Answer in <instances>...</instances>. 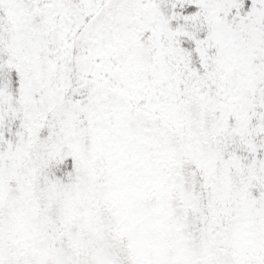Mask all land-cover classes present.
I'll list each match as a JSON object with an SVG mask.
<instances>
[{"label":"snow or ice","instance_id":"1","mask_svg":"<svg viewBox=\"0 0 264 264\" xmlns=\"http://www.w3.org/2000/svg\"><path fill=\"white\" fill-rule=\"evenodd\" d=\"M0 264H264V0H0Z\"/></svg>","mask_w":264,"mask_h":264}]
</instances>
